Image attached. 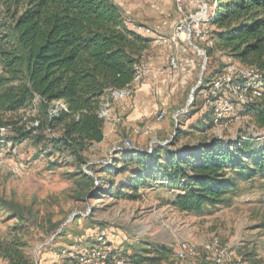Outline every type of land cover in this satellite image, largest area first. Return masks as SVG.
Returning a JSON list of instances; mask_svg holds the SVG:
<instances>
[{"label":"trees","instance_id":"trees-1","mask_svg":"<svg viewBox=\"0 0 264 264\" xmlns=\"http://www.w3.org/2000/svg\"><path fill=\"white\" fill-rule=\"evenodd\" d=\"M212 1L207 25L216 33H210L213 45L206 52H228L240 68L257 71L264 83V0ZM10 9V23H0V128L13 133V145L42 139L49 159L69 154L84 166L88 148L104 140L99 118L104 91L130 86L153 39L130 29L109 0H26L22 11ZM57 102L64 108L50 114ZM239 108L233 114L249 116L264 128V99ZM206 109L212 117L206 114L198 128L204 132L214 125L213 111ZM32 110L39 117L24 121V113ZM46 129L58 136H34ZM234 146L228 150L214 142L190 152L187 147L180 152L155 148L150 154L122 150L121 160L103 171L109 174L108 196L133 201L139 189L159 188L172 197L166 204L180 213L215 208L236 192L238 182L264 181V137L242 138ZM24 247L12 239L0 245V258L5 264H32ZM109 253L105 264H180L162 246L141 243L131 253Z\"/></svg>","mask_w":264,"mask_h":264},{"label":"rangeland","instance_id":"rangeland-1","mask_svg":"<svg viewBox=\"0 0 264 264\" xmlns=\"http://www.w3.org/2000/svg\"><path fill=\"white\" fill-rule=\"evenodd\" d=\"M25 4L26 0H0V23H10L9 6L14 12L22 11ZM201 6L199 0H182L180 14L173 4L169 12L178 14L177 23ZM203 7L207 8L208 18L215 3L203 0ZM208 30L213 36L216 33L212 26ZM191 43L190 47L185 41L179 42L180 61L173 56L165 66L170 70L173 62L175 72L171 74L178 78L170 84L173 93L161 100L171 105L168 110H174L173 113L185 107L187 113L176 122L168 118L164 129L159 126L162 122L151 118H138L127 125L123 116H119L122 121L115 126L104 124V140L88 148L84 166L77 165L69 154L49 159L46 156L49 146L42 139L36 143L27 139L13 145L9 140L13 133L5 134L7 142L4 138L0 147V245L12 239L22 242L32 264H96L82 260L93 250L98 235L104 237L109 254L131 253L138 250L141 243L146 248L162 246L173 252L181 242L200 248L216 237L226 248V264H264V181L258 178L251 183L238 182L236 192L225 197L224 203L215 208L205 207L199 214L180 213L171 208L166 204L172 200L171 195L159 188L139 189L138 199L133 201L108 196L109 174L103 171L114 166L115 160H121L119 152L124 150L126 141L130 148L124 152L147 153L155 148H166L170 152L183 147H187L186 150L194 147V150L201 144L214 142L231 150L239 139L257 141L264 137V128L256 127L249 116L233 114L240 108L229 98L233 111L208 131L198 129L202 128L206 114L210 115L207 118L212 117L199 93L201 85L217 79L231 65L240 67L228 52L216 48L207 53L201 42L192 38ZM109 107L112 110L114 103L110 102ZM37 117L36 110L27 111L23 120ZM34 136L58 135L46 129ZM65 159L69 162L62 164ZM119 166L116 163V167ZM15 168L20 171L14 173ZM121 178L117 177V181ZM179 263L207 264L208 256ZM0 264H5L1 258Z\"/></svg>","mask_w":264,"mask_h":264},{"label":"built area","instance_id":"built-area-1","mask_svg":"<svg viewBox=\"0 0 264 264\" xmlns=\"http://www.w3.org/2000/svg\"><path fill=\"white\" fill-rule=\"evenodd\" d=\"M127 0H117L115 6L120 10L124 3ZM152 1V0H151ZM173 3L176 8V11L180 14L182 8V0H169ZM199 3L202 5L200 9L189 16H183L175 24L172 34L169 39L162 36V27L161 25H155L152 27L143 26V25H132V30L134 32L143 34L145 36H153L154 44L161 46L164 44H174L177 45L178 42L185 41L190 47L192 46V38L201 42L206 48L212 47V40L210 39V33L208 30V20L207 18V8L203 7V0H199ZM207 19V21H206ZM126 21V20H125ZM128 25V21H126ZM184 37L183 39L181 38ZM197 51H200L194 46ZM203 56L204 52L202 53ZM175 67L173 62L171 63L170 70H167L168 73L175 72ZM150 70L145 64H142L136 67V72L130 86L123 89H112L108 88L104 91L100 102L101 109L99 111V118L103 120L104 124H116L121 121V119L113 114V111L109 107L110 102H120L125 99H128L134 88L143 84L146 78L149 76ZM199 93L203 99V102L207 108L213 111V123L215 124L218 121H221L223 116L227 113L233 111L234 107L229 102L228 94L233 96L235 102L238 103V106L250 104L258 101L259 99H264V83H261L259 80V75L257 71L253 69H244V68H235L234 66H229L225 68L223 75L217 79H212L205 84H202L200 87ZM58 107L64 108L61 102L55 103ZM54 104V109L49 110L50 114H54L58 108ZM236 106V105H234ZM187 107L179 109L171 114V119L177 121V118L185 115L187 113ZM165 117L163 111L156 114V121H161ZM7 128H0V147L2 145L5 134L7 135ZM6 140V138L4 139ZM124 150H129V142H125ZM151 151H147V154H150ZM20 168H15L14 173L19 172ZM97 245L92 247L93 250H90L88 253L89 256L84 258L82 262L90 263L94 262L96 264H105L107 259L105 240L102 235L96 237ZM208 256L207 264H226L227 263V253L226 248L223 247L218 238H212L206 244L200 248L195 247L192 244L187 242H181L178 244L174 251V258L180 262L184 261H193L202 259L204 256ZM88 258V259H87ZM115 264H124L122 261H116ZM239 264V262L232 263Z\"/></svg>","mask_w":264,"mask_h":264},{"label":"crops","instance_id":"crops-1","mask_svg":"<svg viewBox=\"0 0 264 264\" xmlns=\"http://www.w3.org/2000/svg\"><path fill=\"white\" fill-rule=\"evenodd\" d=\"M109 1L114 6L117 2V0ZM172 4L169 0H127L120 12L122 17L128 21L130 29L132 25L152 27L164 23L162 35L170 36L176 24V15H178H175L174 11L169 12ZM151 37L154 41V37ZM180 49L181 46L179 44L168 43V45L158 46L152 42L143 57L145 66L150 70L149 76L143 84L133 89L128 99L112 102L114 103L113 114L118 115V117L123 116L124 123L126 122L127 125H132L138 118H151L155 122H162L159 126L163 129L167 127L168 118L171 119V114L174 110H168L171 105L166 100H161V98L167 96L168 99L169 94L173 93L174 89L170 84L176 81L178 75L173 77V74L168 73L165 66L169 62V58L173 56L180 61L182 56ZM161 111L165 113L164 121H156V114ZM108 125L110 127L115 126V124Z\"/></svg>","mask_w":264,"mask_h":264},{"label":"water","instance_id":"water-1","mask_svg":"<svg viewBox=\"0 0 264 264\" xmlns=\"http://www.w3.org/2000/svg\"><path fill=\"white\" fill-rule=\"evenodd\" d=\"M193 148H194V147H192V148L190 147V148L187 149V150L189 151V150H192ZM181 150H182L181 148L177 149V151H181Z\"/></svg>","mask_w":264,"mask_h":264}]
</instances>
